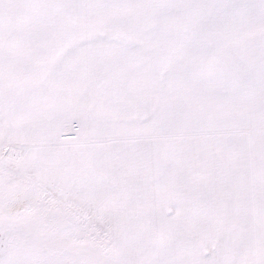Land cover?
<instances>
[{"label": "snow or ice", "instance_id": "6c2138e0", "mask_svg": "<svg viewBox=\"0 0 264 264\" xmlns=\"http://www.w3.org/2000/svg\"><path fill=\"white\" fill-rule=\"evenodd\" d=\"M0 264H264V0H0Z\"/></svg>", "mask_w": 264, "mask_h": 264}]
</instances>
